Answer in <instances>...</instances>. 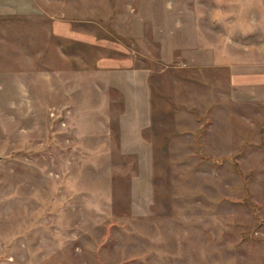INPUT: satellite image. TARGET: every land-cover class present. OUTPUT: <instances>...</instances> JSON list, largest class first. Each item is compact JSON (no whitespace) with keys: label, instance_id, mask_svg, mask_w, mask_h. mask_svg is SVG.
Instances as JSON below:
<instances>
[{"label":"rangeland","instance_id":"1","mask_svg":"<svg viewBox=\"0 0 264 264\" xmlns=\"http://www.w3.org/2000/svg\"><path fill=\"white\" fill-rule=\"evenodd\" d=\"M0 264H264V0H0Z\"/></svg>","mask_w":264,"mask_h":264},{"label":"crops","instance_id":"2","mask_svg":"<svg viewBox=\"0 0 264 264\" xmlns=\"http://www.w3.org/2000/svg\"><path fill=\"white\" fill-rule=\"evenodd\" d=\"M58 25H59V26L57 27V29H58L57 31H58L59 33H58V32H56V33L64 36V32H63V31L66 30L65 27H66L67 24L64 23V22H62L61 24H58ZM60 31H62V32H60ZM117 62H118V61H116V60H109L108 62H103V63H106V64H107V63H109V64H114V65L117 66V65L119 64V63H117ZM120 63H124V64L127 65V64H131V61H129L128 58H126L124 62H120ZM101 64H102V63H101ZM119 65H121V64H119Z\"/></svg>","mask_w":264,"mask_h":264}]
</instances>
